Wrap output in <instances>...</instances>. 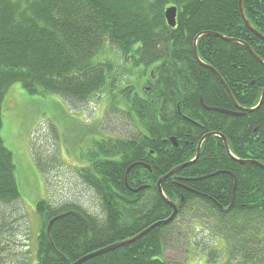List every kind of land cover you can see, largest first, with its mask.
<instances>
[{
    "label": "trees",
    "instance_id": "1",
    "mask_svg": "<svg viewBox=\"0 0 264 264\" xmlns=\"http://www.w3.org/2000/svg\"><path fill=\"white\" fill-rule=\"evenodd\" d=\"M241 3L246 19L264 35V0ZM172 6L173 28L164 17ZM199 33L198 57L245 108L240 114L200 103L238 111L212 70L193 57ZM210 33L241 40L264 62V40L243 24L237 0H0V129L4 94L16 82L30 94L49 92L74 107L103 95L104 115L119 114L123 125V133L115 127L91 135L90 148L80 153L86 164L73 168V181L92 193L99 213L79 202H36V264H72L168 218L172 208L156 183L194 157L205 134H222L235 158L264 166V95L252 109L264 89V65L241 43ZM150 73L154 83L143 88ZM199 154L160 183L164 196L177 202L174 220L79 264H168L164 249L174 243L181 253L200 250L207 261L221 256L223 264H264V167L231 158L216 135L202 141ZM33 156L46 172L35 151ZM137 162L150 169L132 166L126 186L127 167ZM225 171L236 178L231 207L234 178ZM13 172L0 131V255L7 250L6 234L16 227L5 222L2 208L12 210L17 222L21 217ZM138 186L144 187L131 191ZM60 214L47 234L48 222Z\"/></svg>",
    "mask_w": 264,
    "mask_h": 264
},
{
    "label": "rangeland",
    "instance_id": "2",
    "mask_svg": "<svg viewBox=\"0 0 264 264\" xmlns=\"http://www.w3.org/2000/svg\"><path fill=\"white\" fill-rule=\"evenodd\" d=\"M104 98L102 95L94 104L84 103L74 107L61 96L49 92L30 94L19 82L7 87L1 109L0 131L6 148L12 152L21 217L17 222L12 210L6 207L1 210L5 222L9 221L11 226L15 224L16 227L6 234L7 250L0 255V264L13 258L15 264H36L37 235L41 228L36 212L37 201L46 199L56 206L79 202L85 210L99 213V205L93 200L92 193L73 181L74 170L71 168L86 164L80 153L84 148H90L91 135L97 133L96 136H102L103 130L109 128L115 131L121 127L116 122L119 115L114 112L104 115L106 107L101 105ZM34 151L35 158L46 172L36 164ZM176 247L174 243L173 248L167 246L164 249V259L168 264H223L225 260L219 256L215 261H207L196 248L181 253Z\"/></svg>",
    "mask_w": 264,
    "mask_h": 264
},
{
    "label": "water",
    "instance_id": "3",
    "mask_svg": "<svg viewBox=\"0 0 264 264\" xmlns=\"http://www.w3.org/2000/svg\"><path fill=\"white\" fill-rule=\"evenodd\" d=\"M237 3H239V13L241 14V18H242L243 24H245V26H246L248 29H250V30L253 32L254 35H256V36L260 37L262 40H264V35H262L261 33H258V32L253 28V26L249 23V21L246 19V16H245V14H244V12H243V7H242L241 0H237ZM175 14H176V7H175V6L168 7V8L165 10V13H164V17H166L167 25L170 26V27H172V28H173V26L175 25V18H176V17H175ZM205 32H206V31H205ZM205 32H202V33H205ZM202 33H199V34H197V35L195 36V40H194V44H193V48H194V49H193V56H194L195 59L198 60L199 63L203 64L205 67L210 68V69L212 70V72L215 74V76L217 77V79H219V80L221 81V83L223 84L224 88L226 89V86H225L223 80L221 79V77L219 76V74H217L216 71H215L213 68H211L208 64L206 65L205 63H203V62L201 61L200 58H198L197 50H196V48H195V44H196V40H197L198 36L201 35ZM206 33H209V32H206ZM210 34H213L214 36H218V37L222 38V39L225 40V41L228 40V41H236V42L241 43L243 46H245V47L247 48V50L251 53L252 56H254L259 62H261V63L264 65V62L262 61V59L259 58L258 56H256V55L254 54V52L252 51L251 47H250L249 45L245 44L244 42H242L241 40H236V39H233V38H230V37H225V36H222V35L219 34V33H216V34H214V33H210ZM226 90H227V92H228L229 97L232 99L234 105L236 106L237 110H239V112H234V111H232V110L228 111V110H224V109H221V108H219V109H217V108H212V107H209V108H208V107H206V106L204 105V103H203V101H201V99H200L199 101H201L202 106L205 107L206 109H212V110H214V111L223 112V113H227V114H240L243 110H245V108H243L242 106L239 107L238 104L235 102V100L232 98V96H231L230 92L228 91V89H226ZM263 95H264V89L261 91V95H260V97H259V98H260L259 102L257 103L256 106L252 107V109H253V108H257V107L262 103V101H263ZM210 135H216V136L220 137V138L222 139V142L224 143V148H225L226 153H228V155H229L231 158L235 159V160L238 161L239 163H242V164H243V163H252V164L255 163V164H257V165H259V166H261V167H264L260 162H257V161H255V160H254V161H252V160H239V159L235 158V156H234L232 153L229 152L228 142H226V138H225L222 134L211 133V132H210V133H208V134L203 135V136L200 138V140L198 141V146H197V150H196V153H195L196 155L194 156V158L190 159V161L183 162V163L179 164V165H178L177 167H175L174 169L169 170L168 173H166V174L160 176L159 180H158L157 183H156V188H157V191H158V193L160 194L161 198H163V199L165 200V202L170 206V208H172V212H171V215H170L169 218H167L166 220H161V221H157V222H155L154 224H152V225L148 226L147 228H144L143 230H141L140 233H138V234H136V235H134V236H132V237H129V238L126 239V240H120L119 242L111 243V244H108V246L100 247V248H98V250H95V251L89 252L88 254H86V256H83V257L77 259V260H76L75 262H73L72 264H79V263H81V262L87 260V259L90 258V257L97 256V255L100 254V253H105V252H108L109 250H112V249H115V248H119V246H122V245H125V244H130V242L139 239L141 236H143L144 234H146L147 232H149L150 229H152L154 226H158V225H160L161 223H165V224L169 223V221L171 220V218H172V217L176 214V212H177V208H176V204H177V203H176V202H172L171 200H169L168 198H166V197L164 196L163 191H162V188L160 187V183H161L162 181H164L165 179L169 178V175L174 174L176 171H179L180 169H182V168H184V167H187V166H190V164L194 163V162L197 160V158L199 157V155H200L199 152H200V146H201V144H202L201 142H202L205 138L210 137ZM170 141L173 143V145H177V144L175 143V139H174L173 137H170ZM133 165H134V164H132V165H130L129 167H127V170H126V173H125V177H124L126 186H127V179H126V176H127L128 171L130 170V168H131ZM222 172H223V171H216V172H214V173H212V174H217V173H222ZM225 172H226L227 174L232 175L233 178H234V181H233L234 186H233V189H232V195H233V196H232L231 202H230V204H229V205H231V204L233 203V201H234V197H235V195H234V190H235V186H236V184H235V179H236V178H235L234 174H231V173L228 172V171H225ZM212 174H211V175H212ZM142 187H144V186H139L138 188L131 189V191H133V192H138V190H140ZM68 212H70V213H72V214H74V215L76 214L78 217L83 218L82 214L78 213L77 211H75V212H74V211H68ZM63 215H65V214H60V215L54 216V218H52V219L48 222V224H47V225H48V226H47V232H48L50 226L52 225L51 223L54 221V219H56L57 217L63 216Z\"/></svg>",
    "mask_w": 264,
    "mask_h": 264
},
{
    "label": "flooded vegetation",
    "instance_id": "4",
    "mask_svg": "<svg viewBox=\"0 0 264 264\" xmlns=\"http://www.w3.org/2000/svg\"><path fill=\"white\" fill-rule=\"evenodd\" d=\"M154 75L152 74V73H150V75H149V77H148V80L147 81H145V83H144V85H142V87L144 88V87H146V88H149V83L150 84H153L154 82ZM167 107H168V105H167ZM177 110H178V108H177ZM117 115H119V114H117ZM117 122H118V120H117ZM119 123V122H118ZM120 125H121V127H118V130L121 132V130L123 129V125L121 124V123H119ZM197 125H198V123H196ZM121 129V130H120ZM115 133V132H114ZM122 133V132H121ZM94 149H96V152H99L98 151V149L97 148H95L94 147ZM74 167H81V165L79 166L78 164L77 165H73ZM148 169H150V167H149V165H148Z\"/></svg>",
    "mask_w": 264,
    "mask_h": 264
},
{
    "label": "bare ground",
    "instance_id": "5",
    "mask_svg": "<svg viewBox=\"0 0 264 264\" xmlns=\"http://www.w3.org/2000/svg\"><path fill=\"white\" fill-rule=\"evenodd\" d=\"M94 152H96V149H94ZM230 152V151H229ZM175 168V167H174ZM174 168H172V169H174ZM171 170V169H170ZM178 171H176L175 173H177ZM168 173V172H167ZM206 177H210L209 175H203V176H201V178H198V180H201L202 178H206ZM229 207H231V205H229ZM171 215V214H170ZM170 217V216H169ZM168 217V218H169ZM174 217H175V215L171 218V220L169 221V222H171L172 220H174ZM167 219V218H166ZM165 219V220H166ZM154 224V223H153ZM152 225V224H151ZM154 227H156V226H154ZM153 227V228H154ZM46 233L48 234L49 233V230H48V232H47V227H46Z\"/></svg>",
    "mask_w": 264,
    "mask_h": 264
}]
</instances>
